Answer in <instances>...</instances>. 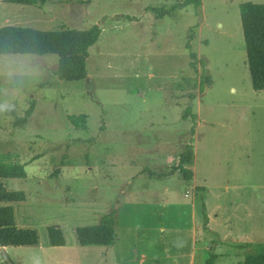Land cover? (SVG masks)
<instances>
[{
  "label": "rangeland",
  "instance_id": "obj_1",
  "mask_svg": "<svg viewBox=\"0 0 264 264\" xmlns=\"http://www.w3.org/2000/svg\"><path fill=\"white\" fill-rule=\"evenodd\" d=\"M180 1L0 4V27L102 29L85 79H60L57 54H0V159L26 170L0 178L26 199L0 206L39 236L8 246L13 264H105L101 253L109 264H187L192 252L198 264L210 246L216 264H239L264 252V90L252 86L239 8L264 0L156 11ZM203 72L210 82L200 91ZM81 114L85 127L69 119ZM189 143L192 180L178 169ZM105 210L118 237L99 255L86 252L76 227L97 224ZM50 225L65 245H51Z\"/></svg>",
  "mask_w": 264,
  "mask_h": 264
},
{
  "label": "trees",
  "instance_id": "obj_2",
  "mask_svg": "<svg viewBox=\"0 0 264 264\" xmlns=\"http://www.w3.org/2000/svg\"><path fill=\"white\" fill-rule=\"evenodd\" d=\"M2 3H17L25 5H43L47 0H0ZM189 4L196 7L202 0H183L169 9H157L159 14L170 10L184 8ZM240 14L247 52V60L252 86L255 90H264V3L245 1L240 3ZM102 32L99 25L94 24L86 29L62 27L43 30L31 26L7 24L0 27V54L30 53L37 55L57 54L59 56L58 76L62 80H80L88 76L87 59L89 48L95 44ZM190 48V43H187ZM191 67L197 54L191 51ZM203 69L206 68L201 61ZM203 90L210 78L203 72L200 80ZM1 95V86H0ZM1 110V109H0ZM190 111L187 107L186 113ZM85 114L69 115V119L77 126L85 127ZM193 133V129L191 128ZM189 143L179 157L178 169L186 180H192L193 171L188 168L193 162L194 153ZM25 165L20 162H9L0 159V178L25 177ZM200 188V187H198ZM26 199L24 190H12L0 182V201H23ZM205 205L203 209L205 210ZM206 217V213H204ZM115 216L113 212L104 214L98 224L76 227L77 241L80 245H111L116 239ZM49 241L53 246L66 244L62 228L59 225L48 226ZM39 243L38 232L33 228L18 227L15 210L11 205L0 206V244L4 246H26ZM241 246V245H239ZM208 257L198 264H216L217 254L210 247ZM239 264H264V252L248 253Z\"/></svg>",
  "mask_w": 264,
  "mask_h": 264
},
{
  "label": "crops",
  "instance_id": "obj_3",
  "mask_svg": "<svg viewBox=\"0 0 264 264\" xmlns=\"http://www.w3.org/2000/svg\"><path fill=\"white\" fill-rule=\"evenodd\" d=\"M2 2H0V4H1ZM6 22H9V20L8 19H6L5 20ZM192 167V166H191ZM193 177H194V175H193ZM193 179V178H192ZM194 187H196V188H198L199 186L197 185V184H194L193 185ZM1 202H5V201H1ZM123 205V202L121 203V204H119L118 206H122ZM194 207H193V216H194ZM109 212H111V211H108V210H105L102 214H101V216H100V218H99V221L97 222V224L100 222V220H101V218H102V216L104 215V214H107V213H109ZM114 213V212H113ZM114 216H115V214H114ZM19 227V226H18ZM161 231H164V227L163 226H161ZM115 232H116V224H115ZM116 235H117V233H116ZM194 236H195V234H194ZM118 237V235L116 236V238ZM116 240V239H115ZM150 242H152V240H150ZM149 242V243H150ZM194 242H195V239H194ZM114 243H115V241H114ZM114 243L113 244H111V245H86V246H83L82 245V247H84V248H86L85 250H87L86 252H95V251H97V249L98 248H101V247H103L104 249H101V250H107V246H113L114 245ZM27 246H33V245H27ZM211 247V246H210ZM7 248H8V246H6V250H7ZM89 248H91V249H89ZM101 250H98L97 251V254L99 255L100 253H101ZM100 256L103 258L102 259V261H104V263L105 264H109V259H108V257H107V255L105 254L104 255V253H101L100 254ZM147 257H148V254L145 252V251H143L141 254H140V263L142 262V263H144L145 262V260L147 259ZM195 258H196V256L193 254V252L191 253V259L188 261V263L187 264H194V260H195ZM112 260H114L113 258H111ZM152 259V258H151ZM88 264H93V262H91V263H88ZM112 264H117V262L114 260V261H112Z\"/></svg>",
  "mask_w": 264,
  "mask_h": 264
},
{
  "label": "water",
  "instance_id": "obj_4",
  "mask_svg": "<svg viewBox=\"0 0 264 264\" xmlns=\"http://www.w3.org/2000/svg\"><path fill=\"white\" fill-rule=\"evenodd\" d=\"M0 252L2 253V256H3L4 260L8 264H13V262L11 261L9 255L7 253L6 246L0 244Z\"/></svg>",
  "mask_w": 264,
  "mask_h": 264
}]
</instances>
